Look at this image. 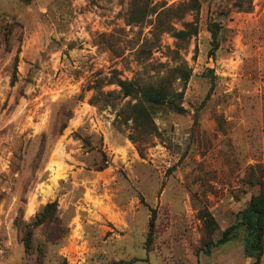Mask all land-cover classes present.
<instances>
[{
    "label": "rangeland",
    "instance_id": "374dc122",
    "mask_svg": "<svg viewBox=\"0 0 264 264\" xmlns=\"http://www.w3.org/2000/svg\"><path fill=\"white\" fill-rule=\"evenodd\" d=\"M163 1L188 0L153 4ZM199 1L184 18L199 33L166 32L155 46V15L127 23L133 0H0V264H252L243 228L206 249L248 205L251 172L264 176V0L250 11ZM177 65L192 70L185 87L173 82L185 110H155L161 137L142 157L115 123L129 97L91 87L114 74L157 85ZM101 151L109 163L97 170ZM51 202L56 221L35 226Z\"/></svg>",
    "mask_w": 264,
    "mask_h": 264
},
{
    "label": "trees",
    "instance_id": "16d2710c",
    "mask_svg": "<svg viewBox=\"0 0 264 264\" xmlns=\"http://www.w3.org/2000/svg\"><path fill=\"white\" fill-rule=\"evenodd\" d=\"M233 5L240 11H250L252 9V0H232ZM200 8L199 0H188L178 5H167L166 1L154 3L153 0H133L127 23L129 25H142L151 15H155L152 21L153 27L150 31L152 34L151 41L156 46L160 43L163 33H170L180 42H187L193 36L199 33V27L196 21H185L184 18L189 11ZM174 21H182V27L178 28ZM215 27L218 24L214 23ZM214 38V49L219 47L218 30L211 29ZM7 39V37H5ZM19 54L15 56V62L18 63ZM117 72V71H115ZM191 68L184 65H177L170 69L167 75L159 84L141 85L134 80L121 78L114 74L106 79H99L91 88L101 92L104 98L112 95V91L103 92V86L106 84H117L123 97H129L123 105L118 107L116 112L115 123L118 126H126L129 129V138L135 143L140 155L145 157L146 150L154 143V139L161 137V132L155 121V110L166 106L174 112H183L185 109L182 105L184 97V87L191 78ZM16 75H14V78ZM180 79L183 82V88L176 90L173 82ZM98 94V93H97ZM98 95H93L91 102L98 104ZM111 106L117 107L113 101H109ZM89 143L87 139H84ZM85 143V144H86ZM102 152V159L96 163L97 170H103L109 163L106 152ZM246 184L250 189H256L252 193L248 205L237 214L238 221L231 224L221 231L219 238L207 243L206 252L211 253L215 246L225 244L235 240L240 236V229H244L243 250L244 255L252 259V264H261L264 255V176L262 170L260 173L251 172ZM56 210L54 202L47 203L41 212L36 215L35 226L54 223L53 214ZM201 218L204 220L205 227L209 234H214L219 228L215 217L208 210L202 209ZM154 218L150 220L149 240L152 239L154 232ZM33 229L27 228L25 232V249L30 251L32 247Z\"/></svg>",
    "mask_w": 264,
    "mask_h": 264
}]
</instances>
